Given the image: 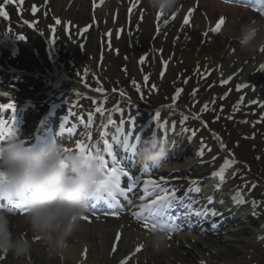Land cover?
Wrapping results in <instances>:
<instances>
[{"label": "rangeland", "instance_id": "374dc122", "mask_svg": "<svg viewBox=\"0 0 264 264\" xmlns=\"http://www.w3.org/2000/svg\"><path fill=\"white\" fill-rule=\"evenodd\" d=\"M25 1L26 0H23L22 4H24ZM19 7H23L25 15L21 14L18 8H15L12 11H5L7 13L6 18L0 16V104L11 103L18 106L15 108L16 111H11V113L9 111L2 114L1 121L5 122L6 120L13 119V115L15 114L16 116V113L21 109L20 116L24 123L22 127L17 128V130L20 129L22 136L25 138L28 133L35 132V130L39 128V123L41 124L44 119V127L41 128V131L48 130V136L50 138H45V142L47 143L57 139L58 134L63 132L61 128L63 121L60 119L68 117L65 113L61 114L59 117L56 115L54 116L52 113L46 114L53 106L56 107L66 102L82 100V108L87 111V113L92 114L95 105L90 101V98L85 99L90 95H85L84 90L89 92L93 91L91 88L94 89L102 86L104 93H109L113 92V89L121 90L125 86H132L133 90H129L133 97H136V93L144 92L148 97L154 95L152 98H149L154 104H168V102L172 101L171 103L175 105L173 112L178 111L176 112L177 114L184 111L191 112L192 116L201 121L204 128L200 133H196L193 136L192 133L190 134L188 131H185V129L179 128L172 123L173 120L172 117H170L174 116L172 112H169V117L161 118L154 124L148 126L141 112L129 110L121 111L113 115L112 113H114V111H112V107L107 109L110 112L112 111L111 119L115 121L124 119V133L129 134L130 129L136 128V134H139L142 141L147 139L150 135H154L164 142L167 150H178L179 148L181 157L177 158V155L172 154V151L168 152L167 164L164 168H159V170L173 172L179 171V167H186L187 169L197 166L206 168L204 174L191 177L189 178L190 181H185L182 178L168 179L167 182L163 184V187L174 189L175 192L179 194L191 193L190 197L193 200L196 199L195 197H201V192L204 188L200 190V185H204V181H206V184L208 183L210 186L213 185L214 188L216 185V188H219L218 190H222L220 191V195L215 196L214 201L216 205L214 206L215 208H212L210 211L211 216H214L212 213L215 212L218 207L221 210L226 209L223 205L224 202L227 204L230 203L231 205L232 198L237 197V193H239L238 198L241 201L250 200L252 203L255 202L254 204H257L248 208L249 213H255L264 218V207L262 210L258 208V205L264 204V155H261L263 157L260 162L255 160L256 151H259L262 146H264V119H262V117H264V108L261 107L263 103L259 100L261 95L258 97L259 91L264 88V82L261 85H257L254 89V86H250L251 82H248L254 80L251 78L252 70L243 71L244 63L246 64L247 62L250 63L247 69H250V67L255 68L254 72H256V78L262 75L264 76V70H261L260 67L262 64H257L259 61H262V63L264 61V57H262L261 54L257 55L253 52L250 54L241 53L239 40H236L234 45L236 47L232 50L230 57H233V59L235 57L239 59L243 57L245 58V62L240 64L231 76H224V70H221L220 64L219 71L221 70V73L216 77L213 74L206 73L203 74L201 78H195L189 75L185 77H175V75H173L170 78H164V76H160L163 70L160 69L159 72L158 67L156 71H151L149 61H147V55H142L145 56L146 59L142 63L143 67H140L139 63L141 56L133 62V65L132 60H129V57L124 53L121 46L110 41L111 47H109V40L102 43L99 41V46L96 45L94 41L92 42L91 39L85 42L80 38L78 40L79 44L71 47L65 42L66 33L61 30L62 26L57 25L54 19H42L39 18V15L33 17L27 11L28 6L26 4ZM165 30L166 29H163L161 32ZM208 31L209 35H204L203 40L200 39V43L199 40L197 41V45L199 44L200 48L211 46L213 41H225V36L222 35L220 31L215 33H212L210 29ZM155 34H157V32ZM21 35L24 36V40L17 39V37ZM50 41L54 42L50 43ZM227 61L229 60L228 58L226 59V57L220 59V62L224 64H227ZM236 64L238 63L232 62L231 65H228L229 69H227V72L231 73V71L228 70L234 69ZM34 73L35 75L38 73L41 76L43 75V77L54 80L53 89L43 88V83L35 79L36 77L33 76ZM145 76L149 77L147 82L144 80ZM229 77H231L230 80ZM22 79H26L27 82L23 83ZM185 80H187V83H185ZM97 81H99V83H97ZM133 81L136 82L135 85ZM225 81L227 82L225 83ZM87 84L91 87L87 86ZM240 84H244L246 87L238 91L237 85ZM72 86H78L79 89L71 90L69 87ZM137 87H139V91H137ZM177 88L182 91L174 102L172 98ZM194 90H196L195 95L192 94ZM246 90L249 92L246 93ZM35 92L44 93L36 96V100L24 99L21 97V94L31 95ZM147 92H151L152 95H147ZM77 93H79V95H77ZM96 98L104 99L105 96L99 94ZM116 98L117 97L114 96L111 100ZM254 101L257 103H253ZM205 104H207V111H201ZM76 110L78 111V109ZM3 111H8V109ZM3 111H0V113ZM46 115H48V118H46ZM121 117H123V119H120ZM229 117H231V119H229ZM41 118H43L42 121ZM72 118L76 121V117H71V119ZM95 119L96 121L93 123L92 128L100 126L101 120L105 118L98 116ZM243 121L247 122L245 123ZM79 123L80 121H78L76 125H79ZM90 125L91 123L89 124L88 122L87 125L80 126L78 133L73 129L70 134L73 135L71 136L72 138L68 137L65 139L66 144L72 145L73 141L81 138L85 139L90 133L94 136L95 133L90 129ZM116 128L121 129L119 124ZM146 128L148 131H144ZM141 131L144 132L141 133ZM101 133H104V135L102 136ZM99 134L100 137L107 140L108 143L112 145V148L117 143L118 135L111 134L110 130H102ZM4 135L7 136V134ZM17 136L21 137L20 134H17ZM216 136L220 137L222 143L218 142ZM182 141L184 143H182ZM217 143L220 147L222 144L225 145L226 151L228 152L227 156H229L227 160L235 161L230 167L225 168L224 180L220 185L215 184L218 177L213 176V173L218 172L224 164L221 166L218 165V160L217 158H212L214 152L210 149L212 144L215 145ZM75 146L76 145H73L71 149L76 152ZM90 150L94 155L97 152L101 155L104 151V146L101 144L99 145V149ZM251 159L252 161H250ZM236 160L241 161L243 164ZM190 164H193V166H189ZM258 165L261 169L256 168ZM243 166H249L250 178L254 177L259 179V181H256L254 184L255 187H253V184H248L247 180L243 178ZM123 168L126 169L125 167ZM194 169L195 168L192 170ZM190 175H194L192 171H190ZM192 181H196V183L193 184L191 183ZM196 188H199V191H196ZM229 188L232 190L229 191ZM220 203H222V205H220ZM235 212H237V210ZM237 214L240 219L243 218L242 210H238ZM82 221L88 224L93 222L89 221V219H82ZM95 223L101 225L106 224V222L103 221ZM120 223L122 222L116 221L114 224L117 226ZM123 223L128 225L126 228L131 230V234L132 232L143 233L142 230H138L136 228L137 226L135 227L128 219H124ZM247 226L251 231L264 233V223H262L261 220L256 227L253 225ZM118 229L116 230L117 233L123 230ZM236 230V227H229L226 231H223L221 240L218 242L219 246L213 247L212 249L210 248L208 251L211 254L217 253V251H227L223 246V243L227 242L230 245L233 244V249L239 252L232 256L234 263L264 264V236H258V239L253 238L251 241L250 239L252 237L244 235L241 236L242 239L239 241L235 238V234H233ZM117 233H115V235ZM201 237V228L197 225L192 231L178 233L177 237L167 240L166 244L168 247L170 245L175 246L176 241H182L183 243L186 241L195 242L200 240ZM122 238L123 236H121V239ZM114 241V243L117 244V241ZM102 245L103 244H101V246L99 245L98 248L100 249H97L96 253H93L96 255V258H100L102 252H104ZM160 249L156 250L153 248L152 251L157 254L160 253ZM93 254L91 255L93 256ZM113 256L114 253L108 254L109 259ZM204 256L205 258H211L209 253L204 254ZM126 258L127 264H143V261L137 263L135 261L133 262L132 256L130 255L123 257V260ZM48 260H50V258H48ZM8 261H12V264L16 261V264L21 263L20 259L14 258L11 253H0V264H6ZM211 263L222 264L219 260H211ZM117 264H121V261Z\"/></svg>", "mask_w": 264, "mask_h": 264}, {"label": "bare ground", "instance_id": "6f19581e", "mask_svg": "<svg viewBox=\"0 0 264 264\" xmlns=\"http://www.w3.org/2000/svg\"><path fill=\"white\" fill-rule=\"evenodd\" d=\"M15 2L16 0H14V4ZM22 2L21 6L26 4L28 6L27 11L33 17L39 15V18L42 19L52 18L54 21L67 22L57 25L62 26L61 30L66 33L65 42L71 47L79 44L78 40L80 37L85 42L91 39L92 42L94 41L99 46V41L102 43L110 40L123 48L124 53L129 57V60H132V63L140 56L147 55L151 71H156L158 67L159 72L160 69L165 72L164 78H170L173 75L175 77L189 75L201 78L206 73L213 74L216 77L221 73V70H224V76H231L237 67L245 62L243 57L240 59L238 57L234 59L230 57L232 50L236 47L234 46L235 41L239 40L241 24L248 21L260 22L257 17L244 9L225 4L217 7L214 0H181V10L179 12H173L169 15L162 14L159 19L160 32L157 35L155 34L158 23L157 13L148 9L143 0H26L24 4ZM0 4H3L6 11L15 6L10 3L4 4V0H0ZM133 4L136 6L129 13L128 10ZM33 7L36 8L35 13L32 11ZM189 8L193 9L189 16V24L182 27L184 17L189 15ZM93 17H95V20H93ZM221 17L224 18V23L219 31L225 36V41H213L211 46L200 48L199 44L197 45V41L199 40L200 43V39L203 40L204 38L203 33L209 32L208 30L213 28ZM165 20H167V23L164 22ZM69 23L72 27L66 32L65 28ZM87 25H91L89 30L87 32L82 31ZM163 29L166 30L161 32ZM118 30L120 31L119 37L116 36ZM108 33H111L110 37ZM260 40H264V32L261 33ZM262 48H264V43H259L253 53L261 54L264 57ZM225 57L229 60L227 64L220 62V59ZM162 60L167 61L166 67L161 63ZM232 62L238 64L234 66V69L228 70L231 71L229 73L227 72V69H229L228 65H231ZM263 63L262 61L257 62L258 65ZM220 64L221 70L219 71ZM139 65L143 67L142 63H139ZM249 66L250 63H244L243 71L252 70L251 78L254 80L248 82H251L250 86H254L255 89L257 85H261L264 82V76L256 78L255 68L250 67V69H247ZM69 88L71 90L79 89L78 86ZM248 92L246 90V93ZM260 95L259 100L264 104V88L259 91L258 97ZM136 138L137 136L131 140V144L137 145L142 142L140 136H138V140ZM182 143L184 142L182 141ZM133 152L127 150V154H132ZM176 155L177 158L181 157L179 153ZM189 166H193V164ZM179 168V171H173L174 174H170V176L176 179L188 180L187 176L190 171L194 174L190 176L191 178L204 174L206 170V168L198 166L193 167L195 168L194 170L186 167ZM145 171L147 172L145 166H137V177H139L142 184V188H140V191L142 190L141 196L144 195L145 180L155 179L159 181L161 177L164 179L170 177L164 172L153 176H144ZM142 172L143 174H141ZM150 190L151 188H149ZM219 192L215 194L218 195ZM150 198L148 197L144 200L145 203H148ZM231 201L233 206L228 203L229 207L234 209H229L228 212L223 213V218L221 219H224L223 221L211 220L206 222L203 225L206 232L200 240L195 242L186 241L184 243L176 241L175 246L170 245L169 247L166 244L160 249V253L157 254L152 251V237L144 233L132 232L131 234V230L126 228L128 225L125 223L122 227L123 230H121L118 229L120 225L116 226L115 222L112 221L106 222L105 225L93 224L90 226L79 222V230L69 239L70 250L63 255H53L48 260L49 257L39 242V238L27 228V225L22 223L25 215L21 217L10 216V219L14 235L23 236L32 241L30 255L20 258V264H117L127 255L132 256L133 262L143 261V264H212L211 260H219L222 264H236L233 262L232 256L239 252L233 249V244L223 243V246L227 249V251L223 252L217 251V253L211 254L208 250L219 246L218 242L221 240L222 232L231 226H236L237 230L233 234L239 241L242 239L241 236L244 235L252 237L251 241L258 236L263 237V232L251 231L247 225L256 227L259 225L260 220L264 223V218L255 213H249L248 208L252 205H257L250 200L242 202L238 197H233ZM263 207L264 204L258 205L261 210ZM236 209L243 211L244 217L242 221L234 213ZM141 211L143 210L139 206L136 212L141 213ZM213 224L217 225L211 228ZM243 224H246L245 227ZM117 229L121 230L120 233L123 238L117 242L116 251L113 252ZM238 243L241 244L240 242ZM101 244H103L104 252H102L100 258H96L93 253L100 249L98 247ZM138 246L142 247L137 252L136 248ZM109 253H114V256L110 257V259L108 257ZM206 253L211 255L210 259L205 258L204 254ZM16 262H13V264H16ZM6 264H12V261H8Z\"/></svg>", "mask_w": 264, "mask_h": 264}, {"label": "clouds", "instance_id": "9594fccd", "mask_svg": "<svg viewBox=\"0 0 264 264\" xmlns=\"http://www.w3.org/2000/svg\"><path fill=\"white\" fill-rule=\"evenodd\" d=\"M146 7L165 15L179 12L181 0H143ZM217 7L224 0H214ZM264 23L248 21L241 24L239 43L241 53L254 52L259 43ZM12 138L0 144V172L5 176L11 193L27 189L24 201L26 214L22 223L39 238L49 258L70 250L69 239L79 230L80 217L88 209L96 182L102 179L95 161H85L75 152H66L64 146L50 141L39 146L22 143ZM140 166L164 168L167 149L164 142L148 137L134 149ZM10 210L0 209V253L24 258L32 251V241L14 235ZM75 218V219H74ZM165 233L155 232L152 246L159 250L166 246Z\"/></svg>", "mask_w": 264, "mask_h": 264}, {"label": "snow or ice", "instance_id": "6c2138e0", "mask_svg": "<svg viewBox=\"0 0 264 264\" xmlns=\"http://www.w3.org/2000/svg\"><path fill=\"white\" fill-rule=\"evenodd\" d=\"M225 2H228V0H225ZM10 3V0H4V4H8ZM136 5L133 4L132 7L129 8V13L132 12L133 8ZM33 13L36 12V8L33 7L32 9ZM193 9L189 8L188 9V13L189 15H186L184 17L183 20V25H188L189 24V16L191 15ZM0 16L3 17H7V13L4 11V6L3 4H0ZM157 35L159 34V19L162 16V13H157ZM93 20H95V17H93ZM165 23H167V20L164 21ZM57 24H61V23H67V22H62L60 20L56 21ZM224 23V18L221 17L220 20L215 24V26L213 28L210 29V31L212 33L218 32L222 26V24ZM72 27V25L69 23L68 26L65 28V31H69V29ZM91 27V25H87L85 26L84 29H82V31L87 32L89 30V28ZM109 37L111 36V33H108ZM120 35V31L118 30L116 33V36L119 37ZM203 35L207 36L209 35L208 32L203 33ZM18 40H24V36H18L17 37ZM54 41H50V43H53ZM109 47H111V43L109 40ZM262 51H264V48L261 49ZM146 57L145 56H141L140 57V63H143L145 61ZM161 63L163 65H167V61H161ZM261 70H264V64H262L261 66ZM165 74L164 71H161L160 76L163 77ZM231 79V77H229V80ZM144 80L147 82L149 80L148 76L144 77ZM227 81H225L226 83ZM97 83H99V81H97ZM185 83H187V80H185ZM133 84L135 85L136 82L133 81ZM155 87V86H153ZM246 85L244 84H240L237 85V90L239 91L240 89L245 88ZM93 91L101 93L102 95L104 94V89L103 87H98L93 89ZM113 91H115V89H113ZM137 91H139V87H137ZM181 89L177 88L176 89V93L173 96V101L175 102V100L179 97L180 93H181ZM196 90L193 91V95H195ZM6 95V93H5ZM77 95H79V93H77ZM121 95H124V93H121ZM214 102V100H213ZM93 103H97L95 100H93ZM253 103H257V102H253ZM262 108H264V104L261 105ZM12 110L13 112L15 111V105L14 104H0V110ZM117 111L119 109H116ZM222 110V109H221ZM95 111L97 113H100L101 115L104 114L103 112V107H97L95 109ZM201 111H207V104L204 105V107L201 109ZM159 117V113L156 114V118ZM184 119H187V117H185ZM229 119H231V117H229ZM262 119H264V117H262ZM92 121V115L91 113H89L88 115V122L89 124ZM80 122L83 123V118L80 119ZM243 122H247V121H243ZM15 123V121H13V124ZM115 123V121L113 119H111V117H109L108 119V124L111 125ZM124 121L121 120L120 121V128L121 130L123 129L124 126ZM162 126V125H161ZM206 126V124H205ZM62 131H68V132H72L73 129L69 128V129H64L63 126H61ZM185 131H188V129H185ZM101 135L103 136L104 133H101ZM129 135H131V133H129ZM192 135H195V131L192 132ZM8 137H14L15 136V132L14 130L10 127L9 131L7 133ZM5 135L3 133V125L0 124V140L4 139ZM137 140L139 139L138 137L136 138ZM22 143H25V141H21ZM50 142V141H49ZM124 146L128 151H134L136 145L135 144H129L127 137H125L124 139ZM221 147H223V145H221ZM76 152L79 153L83 159L87 162V161H95L99 167V170L101 171L102 174V179L96 182L95 185V189L93 192V196L91 199L93 200H99V199H105L104 196H102L101 194H106L107 195V199L106 202H108L110 204V206L112 204H115L117 206L120 205V201L116 198V193L119 192L121 195H124L125 197L127 196V193H131L133 191V186L131 184H129L127 186V188H122L121 187V177H128V173L125 171V169L123 167H121L119 165V163L117 162V158L115 155H113L112 153V145H110L108 143L107 140L104 141V150L105 152H107L108 156L111 157L112 160V166L109 167L108 166V161L104 158V156L100 155L99 152H97L95 155L93 154V152L91 150H89V146L82 143L81 141H77L76 142V146H75ZM66 152L72 151V149L69 148H65L64 149ZM235 163V161H225L224 166H222V168L218 171V172H214L213 176L218 177L219 180L221 182H223L224 180V170L227 167H230L231 164ZM161 181L164 180L163 177L160 178ZM191 183L195 184L196 181H192ZM253 187H255L253 185ZM149 188L152 189V191H149ZM157 190H159L160 192H163V194H158ZM196 191H199V188L195 189ZM27 189H23L20 192H17L15 194L11 193L7 184H6V180H5V176L2 172H0V201H7V205H9V207H7L8 210L12 211L13 209H21L22 211L26 212V208L24 207V201L26 199L27 196ZM155 195L154 199H150L148 203L142 204L141 208L142 210L147 214L146 216H144V227L147 229L150 226V230L152 232H163L166 235L170 236L171 232L174 231L175 229L173 228V226L168 222V220L163 219L167 213V210L170 209L173 204L176 201V192L175 190H167V189H163L161 188V184L160 182H158L155 179H148L144 181V195H142L140 197V200H146L148 197H151ZM237 197H239V193H237ZM128 203L131 204L132 201L128 200ZM209 203H211V200H209ZM255 203V202H253ZM187 207V212H191L194 213L195 215H201V214H205L202 213L200 210H196L192 208V205L189 204L186 206ZM5 205L4 204H0V209H4ZM107 215H111L113 217H119V207H116L115 210L106 213ZM217 213L213 212L212 215H216ZM134 215H136L137 217L140 216V213H134ZM159 218V219H158ZM75 219V218H74ZM80 219H88V217L86 216H81ZM171 219V217H169V220ZM121 239L120 233L116 234V241L119 242V240ZM140 247L142 246H138L136 248V251H140ZM113 252L116 251V243L113 244ZM86 251V250H85ZM121 264H127V258L125 260L121 261Z\"/></svg>", "mask_w": 264, "mask_h": 264}, {"label": "trees", "instance_id": "16d2710c", "mask_svg": "<svg viewBox=\"0 0 264 264\" xmlns=\"http://www.w3.org/2000/svg\"><path fill=\"white\" fill-rule=\"evenodd\" d=\"M256 156H255V160L256 161H258V162H260L261 160H262V157L263 156H261V155H264V146H262V148L259 150V151H256V154H255ZM253 159V158H252ZM252 159L250 160V161H252ZM255 161V162H256ZM250 164H251V166H252V163L250 162ZM257 169H261V167L258 165L257 167H256ZM258 172H260V171H258Z\"/></svg>", "mask_w": 264, "mask_h": 264}]
</instances>
